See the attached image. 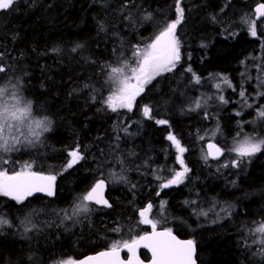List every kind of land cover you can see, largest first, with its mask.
<instances>
[{
    "label": "trees",
    "instance_id": "16d2710c",
    "mask_svg": "<svg viewBox=\"0 0 264 264\" xmlns=\"http://www.w3.org/2000/svg\"><path fill=\"white\" fill-rule=\"evenodd\" d=\"M257 2L264 0H182L181 63L146 85L121 121L106 104L110 70L118 57L132 60L134 46L176 19L175 0H130L127 7L125 0H25L0 12V65L7 69L1 74L18 70L21 95L50 121L40 139L43 147L24 144L26 150L17 149L12 162L25 159L33 171L57 177L53 197L18 203L0 196V212L11 225L0 229V264H59V254L78 259L110 249L141 232L139 211L149 203L158 226L195 242L198 264H264V233L260 238L253 231L264 224V150L233 171L220 167L225 152L220 161L205 160L200 152L205 143H197L198 133L214 123L224 142L240 128L264 134V117L256 119V128L248 121L264 111V72L256 67L264 65V22L256 21V37L242 23L251 19L250 5ZM76 45L82 47L72 51ZM223 77L232 83L218 90L227 103L213 87ZM205 95L212 103L195 108ZM145 105L151 118L140 113ZM161 119L168 123L157 124ZM170 133L186 149L183 159L191 171L183 184L157 195L159 181L171 177L163 168L177 163ZM73 150L85 158L67 168ZM110 175H123L126 182H113ZM99 179L108 183L112 207L90 205L94 210L63 219ZM38 210L47 216L35 222L39 229L29 233L28 244L15 223L33 219Z\"/></svg>",
    "mask_w": 264,
    "mask_h": 264
},
{
    "label": "snow or ice",
    "instance_id": "6c2138e0",
    "mask_svg": "<svg viewBox=\"0 0 264 264\" xmlns=\"http://www.w3.org/2000/svg\"><path fill=\"white\" fill-rule=\"evenodd\" d=\"M17 3L18 0H0V10L12 9L13 5ZM128 3H130V0H125L122 7H127ZM221 10L223 11V9ZM175 12L176 19L169 22L143 49L139 45L134 46L135 50L132 53L134 66L129 67L126 64L125 67L111 68V80L116 85V90L108 97L106 104L112 112H117L119 109L132 111L134 102L137 97L145 92L146 85L163 74L173 72L177 68V65L181 61V40L177 35V27L182 23L185 12V9L182 7V0H175ZM255 14L257 19L264 22V3L256 6ZM124 18L128 19L127 16ZM150 18L151 13L144 16L146 20ZM215 19L213 17V20ZM242 23L248 25V30L252 37L257 36L256 19H248L245 17L242 18ZM101 30H103V26H101ZM80 47L82 45H76L72 51H76ZM53 51L58 53L60 49H53ZM3 55V53H0V57H3ZM256 67L264 72V65L258 64ZM6 71V67L0 65V73ZM187 71H191V68L189 67ZM193 77L196 83H200V78L195 73H193ZM133 80L135 81L134 83L132 82ZM260 82L264 85V79H260ZM222 83L227 87H232V83L227 77L222 78ZM216 87L219 89L220 84H217ZM5 94L6 90L0 89V149L4 152H9L12 150V144L9 143L7 133L13 127L12 121L17 122V128L24 124L30 115L31 104L27 101L21 102L16 97V103L10 107L3 100ZM7 94L11 95V93ZM260 94L264 95V93ZM240 96L246 100L244 91L240 92ZM218 98L221 102L227 103L222 95ZM21 103L23 106H21ZM201 106V103L197 101L195 108H200ZM195 108L192 110H195ZM151 111L152 109L147 105L142 109L145 118H151ZM237 114L239 115V113ZM259 115L264 117V111H261ZM33 123L34 127L31 125L27 127L30 134L37 139H39L42 132L49 131L50 121L34 120ZM156 123L164 125L168 121L161 119L156 120ZM123 131L127 132V128H124ZM14 139H16V142H20L18 138ZM167 139L177 149L178 155L176 156V160L181 166V169L175 171L170 179H167L166 182H162L159 185L161 190L183 184L187 179V174L191 171L183 159V153L186 149L173 134L170 133ZM208 149L209 151L204 156L205 160L209 156L213 159H219L223 155V150L215 144H208ZM262 150H264V139L257 140L254 137H245L230 149V151L237 155V159L231 162V166L239 167L244 162V158H250ZM69 155L71 156V160L68 162L67 168H71L78 161L85 158L78 150L71 151ZM3 162L7 163L8 161L5 160ZM227 166L225 165V167ZM32 169L33 164L31 162L26 163L20 171L9 172L8 170L0 169V196L11 197L12 200L18 203L24 202L28 197L33 196L34 193H45L48 197H53L55 195L56 175H45L42 172L33 171ZM109 179L113 182H126V177L123 175H110ZM157 179H160V177L157 176ZM105 187L106 181L104 179L97 180L89 191L78 198L79 203L75 204L71 214L66 212L63 219L72 220L74 216L94 210L90 208V205L106 208L112 207L103 195ZM132 187H135V185H132ZM159 194L157 192V195ZM193 203L195 202L193 201ZM165 206L166 201H161L160 207L162 211L165 209ZM152 207L153 205L149 203L143 210L139 211V216L142 218L140 222L144 225H150L152 231L144 235H139L130 241L126 240L122 242L123 249H126L130 254L127 261L120 258L121 244L117 242L113 243L109 250L102 251L96 256H89L81 261L80 264H143L137 256V249L141 246L150 250L152 255L150 264H196L194 258L195 242L191 239H178L173 234L171 228H164L157 231L159 221L150 219L148 216ZM200 214L206 215L207 213L201 212ZM21 223L25 225V231L29 230V225L33 228L35 227V224L28 217ZM4 225L11 226L10 221L0 216V228ZM256 231L264 233V226L257 228ZM260 243L264 244V240L260 241Z\"/></svg>",
    "mask_w": 264,
    "mask_h": 264
},
{
    "label": "rangeland",
    "instance_id": "374dc122",
    "mask_svg": "<svg viewBox=\"0 0 264 264\" xmlns=\"http://www.w3.org/2000/svg\"><path fill=\"white\" fill-rule=\"evenodd\" d=\"M250 8H252V5H250ZM251 12H252V9H251ZM251 19H253V12H252V17ZM169 23V22H168ZM159 32L157 33H153V35L147 40V42L143 43L144 45H141V49H143V47L150 43L154 37L156 35H158ZM251 35V34H250ZM148 36H145V39H147ZM142 43H139L137 45H140ZM135 48H133V52H134ZM133 56V55H132ZM129 58V57H128ZM123 59L122 57H118L116 59V61H119L118 64H115L113 67H125V65L127 64L129 67L131 66H134V62H133V58L132 60L129 61V59ZM181 63V61H180ZM179 63V64H180ZM178 64V65H179ZM177 65V66H178ZM17 71L16 69H12V73L10 76H5L3 74L0 73V89H3V90H6V94L3 96V100L5 102H7L9 104V106L11 107L13 104L16 103V97L19 98V100L21 102H24V101H27L25 100V98L21 95V87H22V78L21 76H17ZM111 76H112V73H111V70H110V73H109V77H108V86L110 87L109 89V93H108V97L110 95H112V93L116 90V85L112 82L111 80ZM133 83L135 82L134 80L132 81ZM217 84H220V88L218 89L216 87ZM223 85V87H225V85L222 83V80L220 79V82H215L213 87L217 90V94H215L216 97H219L221 96L222 94L221 93H218V90L221 89V86ZM7 93H11V95H8ZM107 97V99H108ZM198 101L201 103V105L203 104H207L208 102L212 103V101L209 100V98L205 95V96H201L199 97ZM27 102H30V101H27ZM135 103V102H134ZM31 104V112H30V115L29 117L25 120L24 124H22L19 128L16 127V121H12V124H13V127L12 129L7 133V138L9 140V143L12 144V150L9 151V152H4L2 149H0V169H3V170H8L9 172H12V171H20L19 169L21 167H24V165L27 162V160L25 159H19L18 157L16 158L17 159V164L15 165L14 162H12L15 158V155H16V151L17 149H24L26 150V147L24 146V144H34L33 147L34 149H41L43 146H42V142L40 141L41 137H43L45 132H42L39 139H37L36 137L32 136L28 130V125H31L34 127V123L33 121L34 120H48L49 119L43 114V113H38V111H35L33 109V105L32 103L30 102ZM21 106H23V104L21 103ZM126 111L129 112V113H132V111H128L127 109H119L117 111V116H118V119H120V121L125 117L124 114H126ZM41 112V111H40ZM261 112L260 109H258L253 117V119H248V121L250 123H252V127H258V125L254 124L256 122V119L260 117L259 113ZM116 113V112H115ZM140 113H142V110L140 111ZM143 114V113H142ZM243 121L240 122L239 124V127L243 124L242 123ZM138 122H134L133 124L131 123H128L126 125V128L128 129L131 125H137ZM49 127H50V124H49ZM134 127V126H133ZM137 128V127H135ZM217 128L219 129L217 131ZM236 133V132H235ZM264 133V132H263ZM214 134V135H213ZM222 131L220 130V127L214 123V124H209L207 127H205V129L203 131H201L200 133H198L197 135V143H205V141L207 140H214L215 139H219L220 142L224 143V144H221L225 150V157L222 161V163L220 164V167L221 168H225V165H228L226 168L230 169V170H233L234 168H238V167H232L231 166V162L235 159H237V155L236 153L230 151V149H232L238 142H240L241 140H243L245 137H254L255 139L257 140H260V139H264V134H260V133H246L244 132L241 128L239 130V132H237L234 136H233V139H226L225 142L221 139L222 138ZM14 138H18V140L20 142H16V139ZM175 147V145H174ZM175 150H176V153H177V149L175 147ZM263 151V150H262ZM261 151V152H262ZM200 152L202 154V157L204 158L205 154L207 153L206 150H205V147L203 145V147H201L200 149ZM260 153V152H259ZM200 154V155H201ZM258 153H256L255 155H257ZM175 157H176V154L174 153ZM178 155V153H177ZM244 159H249V158H244ZM7 160L8 162L7 163H4L3 161ZM177 161V160H176ZM176 166V167H175ZM175 166L173 165L172 167H168V168H163V174H168L172 177V175L174 174L175 171H178L181 169V166L176 163ZM241 166V165H240ZM239 166V167H240ZM215 169H219V168H215ZM229 170V171H230ZM234 171V170H233ZM223 173V172H222ZM157 176H161V170L160 172L158 173ZM171 177H167L166 179H161L159 181V183H162V182H166L167 179H170ZM157 192H161V189L160 187L157 188ZM209 205H212L211 203L208 204ZM147 206V205H146ZM145 206V207H146ZM211 209H214V206H210ZM144 209V208H143ZM142 209V210H143ZM152 210V209H151ZM151 210L150 212L148 213V216L150 218V213H151ZM38 211H41V210H38ZM44 212V213H43ZM46 211H41V212H34L33 214V219H31V221L33 222V224H35V222H39L38 219L39 218H43V217H46L47 216V213H45ZM216 214V212H215ZM0 216L4 217L5 219H7V217L4 215V214H1L0 212ZM62 218L64 217V214L62 213ZM142 219V218H141ZM151 219V218H150ZM8 220V219H7ZM22 221H25V219H20L17 223L15 224H18L20 223L19 225V228L20 230L23 231V233L21 234L22 237H24V239L28 242V244H31V235L29 234L33 229L31 227V225H29L28 227L30 228L28 231H25V225L22 224L21 222ZM63 220H61L62 222ZM9 227L8 225H4L3 227ZM36 226V224H35ZM264 226L263 225H258L255 227V229L253 230L257 235H259L261 232H258L256 231L257 228H260ZM19 230V231H20ZM260 238H262L261 235H259ZM264 236V235H263ZM65 260H72L71 258H68V257H64L63 259H61V261H63L62 263L60 264H68L66 263L67 261Z\"/></svg>",
    "mask_w": 264,
    "mask_h": 264
},
{
    "label": "water",
    "instance_id": "95a60500",
    "mask_svg": "<svg viewBox=\"0 0 264 264\" xmlns=\"http://www.w3.org/2000/svg\"><path fill=\"white\" fill-rule=\"evenodd\" d=\"M260 3H264V2H257V3L252 7V10H253V13H254V19H256V21H260V19H257V18H256V14H255V8H256V6H257L258 4H260ZM210 143H211V144H215L217 147H220V148L223 150V148H222L220 145H218L215 141H211V140H209V141H207V142L205 143V145H204V146H205V150H206V152L209 151V149H208V144H210ZM223 156H224V150H223V155L220 156L219 159H213L211 156H209V158H210L212 161H218V160H220ZM44 174H45V175H51V174H47V173H44ZM55 187H56V182H55ZM107 189H108V184H107V182H106V187H105V190H104V193H103L105 199H107V197H106ZM36 195H45V196H47L45 193H34V194H33V196H36ZM33 196H31V197H33ZM31 197H28L27 199H30ZM107 200H108V199H107ZM97 207H98V206H97ZM99 208H106V207H99ZM110 208H111V207H110ZM110 208H106V209H110ZM159 230H162V229H159ZM159 230H157V231H159ZM150 232H151V231H150ZM148 233H149V232H148ZM173 234H174L178 239H180V240H189V239L180 238V237H178L175 233H173ZM141 248L145 249V251L148 252V254L150 255V257H151V259H152V255H151L150 250L147 249V248H144V247H142V246H141L140 248L137 249V256L139 257V250H140ZM107 250H109V249H106V250H100V251H97V252H94V253H90V254L84 255V256H82V257L76 259V260H75L74 262H72L71 264H80V262L83 261V260H85L87 257H89V256H96L98 253H100V252H102V251H107ZM123 253L128 254V256H127L126 259H123V257H122V254H123ZM119 255H120V258H121L122 260L127 261V259H128V257H129L130 254L127 252L126 249H123V247L121 246V251H120ZM195 256H196V250H195ZM139 258H140V257H139ZM194 258H195V257H194ZM151 259H150L148 262H143L141 259H140V260L143 262V264H150ZM195 260H196V258H195ZM196 264H197V261H196Z\"/></svg>",
    "mask_w": 264,
    "mask_h": 264
},
{
    "label": "flooded vegetation",
    "instance_id": "af4514ba",
    "mask_svg": "<svg viewBox=\"0 0 264 264\" xmlns=\"http://www.w3.org/2000/svg\"><path fill=\"white\" fill-rule=\"evenodd\" d=\"M25 0H18V3H20V2H24ZM17 3V4H18ZM17 4H14L13 5V7L15 6V5H17ZM13 9V8H12ZM11 9H9V10H0V12H8V11H10ZM160 125V124H159ZM209 159V158H208ZM210 160V159H209ZM180 186V185H179ZM176 187V186H175ZM171 188V187H170ZM162 191V190H161ZM107 196V195H106ZM104 209H106V208H104ZM142 225V224H141ZM164 228H167V227H163V226H158L157 227V230H159V229H164ZM1 229V228H0ZM32 229L33 230H38L39 228L37 227V225L33 228L32 227ZM150 231H152V229H151V226L150 225H142V230H141V232H139L136 236H134V238H136V237H138L139 235H144L145 233H148V232H150ZM134 238H132V239H134ZM130 241V240H129ZM121 246H122V244H121ZM60 256H63V257H59V258H64V254H59ZM127 256H128V254H126V253H123L122 254V257H123V259H126L127 258ZM66 257V256H65ZM139 257H140V259L143 261V262H148L150 259H151V257H150V255L148 254V252H146L145 251V249H143V248H141L140 250H139ZM76 259H72V260H65V261H67L66 263H68V264H71L73 261H75ZM63 261H60L59 262V264L60 263H62ZM47 263V262H46ZM47 264H52V262H49V263H47Z\"/></svg>",
    "mask_w": 264,
    "mask_h": 264
},
{
    "label": "bare ground",
    "instance_id": "6f19581e",
    "mask_svg": "<svg viewBox=\"0 0 264 264\" xmlns=\"http://www.w3.org/2000/svg\"><path fill=\"white\" fill-rule=\"evenodd\" d=\"M253 19H254V13H253ZM260 21H261V20H260ZM114 49H115V48H114ZM207 141H209V140H207ZM207 141H206V142H207ZM206 142H205V143H206ZM224 206H225V205H224ZM192 208H193V207H192ZM228 208H229V207H228ZM193 213H194V212H193ZM211 213H212V212H211ZM221 218H222V217H221ZM212 219H213V218H212ZM212 219H211V220H212ZM59 226H60V225H59ZM66 231H67V230H66ZM32 258H33V257H32ZM31 264H33V263H31Z\"/></svg>",
    "mask_w": 264,
    "mask_h": 264
}]
</instances>
